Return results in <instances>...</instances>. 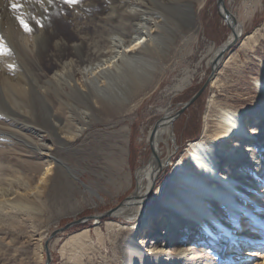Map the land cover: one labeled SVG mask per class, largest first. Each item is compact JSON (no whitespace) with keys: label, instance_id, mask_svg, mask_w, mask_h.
I'll return each mask as SVG.
<instances>
[{"label":"bare ground","instance_id":"6f19581e","mask_svg":"<svg viewBox=\"0 0 264 264\" xmlns=\"http://www.w3.org/2000/svg\"><path fill=\"white\" fill-rule=\"evenodd\" d=\"M91 1L95 3V0ZM91 1L89 3H92ZM113 1L117 4H114L112 10L110 8L108 20L102 18L100 27L102 32L110 31L112 14L120 17V23L113 24V34L109 36L110 54L105 58L88 60L90 53L91 56L99 51L92 47L84 58L80 56V60L63 61L62 68L68 69L67 75L65 78L60 75L55 79L60 82L58 86L64 87L68 84L72 88L71 93H67L70 99L76 96L88 104L87 111L83 112L85 115L90 110L94 111L98 103L105 105L102 95L113 86V80L121 76L127 77L130 82L124 93L114 96V103H118L110 107V112L113 113V107L126 108L131 112L143 98L154 91L164 74V68L160 70L150 62H147L145 69L141 67V62L147 58L145 51L157 56L163 51L160 49L162 39L159 38L162 15L154 10L148 15L139 0H108V3ZM172 1L188 3L189 8L198 0ZM13 2L14 0H0V45L3 43L1 41L4 32L8 36L18 31L26 42L37 46L36 39L47 37L48 31L38 28L34 21H27L30 26L34 25L31 32L25 31L23 27L17 29L13 23L8 25V29L2 28L4 23H7L4 10L8 5L12 7ZM15 2L23 5L19 10L30 11L26 3H20L19 0ZM223 11L227 16L228 11L224 8ZM104 12L106 10L102 11ZM180 17L175 18L177 28H182L183 23L194 24L195 16L191 10L186 16ZM230 24L233 29L231 36L225 45L214 51L210 59L217 71L212 83L218 84V72L234 69L238 73L235 84L242 85L244 95L247 96H231V102L221 103L215 98H210L199 139L188 143L184 153L174 162L169 177L154 189L152 194L155 195L158 216L148 218L147 215L144 216L150 205L148 195L156 185L161 171L168 167L159 148L164 133L168 130L172 132L173 117L167 114L148 135V139L154 144V150L148 163L136 173L134 192L109 214L105 226H96L97 241L93 240L89 227L70 234L66 240L56 241H60L61 254L68 264H96L94 255L99 258L97 264H232V261L237 260H234L235 257L240 258L237 264H247L250 259L260 260L259 264H264V55L261 54L264 52V46L262 45V50L258 46L264 44L261 41H264V36L257 33L248 34L241 40L240 49L244 53V60L238 51L229 53L223 59L225 51L235 45L243 33L242 24L235 18L230 20ZM179 37L182 36L174 33L166 42L169 51L173 43L180 40ZM197 39L196 34H190L187 41L191 43ZM78 52H82L81 48H78ZM249 53L254 54V59L258 61L257 71H247L251 62ZM161 55L165 59H172L166 51ZM8 57L0 56V83L5 85V89H11L24 106L28 102L27 99H31L38 89L33 85L34 82L37 84L38 78L33 76L34 82L31 83L27 80L26 71L23 74L22 69L11 68L15 70L14 77L4 73L9 67H5L3 62H13L12 59L9 62ZM27 69L31 73L34 71L29 65ZM78 71L86 78L83 83L76 80ZM22 76H25V80ZM227 80L225 79L224 87L229 86ZM20 96H25V99ZM58 97H61L62 102H69L68 105L72 103V100L65 99L61 94H58ZM246 100L249 102L244 104ZM62 102L59 106L65 109ZM61 121L62 117L55 110L48 133L55 142L47 141L40 131H36V135L23 134L26 138L24 141L39 151L41 159L34 163L24 158L20 161L16 159L19 161L20 170L14 169L11 164L5 144L0 146V234L6 230L18 233L22 230L25 233L23 228L32 226L35 221H44L43 215H48L51 211L54 183L59 178L53 144L70 143L66 135H70L71 128L65 131L60 129ZM71 124L74 126L71 133L73 138L82 135L84 126L78 125L77 122ZM7 129H1L0 140L10 141L13 140L11 136L23 133ZM129 130L122 128L117 133L116 149L111 158L117 165L127 163L126 142ZM128 177V174L124 175L128 185H131V179L128 181ZM161 227L162 232L158 235ZM104 228L108 232V238L104 235ZM154 233L160 237L156 241L155 235L152 237ZM139 235L148 241L147 248ZM177 237H180V241H177ZM40 240L41 237L38 241ZM245 247L251 248L247 252ZM15 249L16 252L27 251L22 245L11 243L0 236V255L3 253L9 257L10 250ZM227 250L229 261H219V256ZM2 264L17 263L13 259L12 263L4 260Z\"/></svg>","mask_w":264,"mask_h":264},{"label":"rangeland","instance_id":"374dc122","mask_svg":"<svg viewBox=\"0 0 264 264\" xmlns=\"http://www.w3.org/2000/svg\"><path fill=\"white\" fill-rule=\"evenodd\" d=\"M90 1L81 0L79 4L69 6L65 5L63 0H54L53 4L45 3L41 7L37 0H19L20 3H26L30 11L17 10L15 12L13 7L9 5L4 10L7 15V18L4 17L7 21L2 27L4 30L8 29V25L12 23L17 26V29L22 28L19 19L22 15L26 22L34 21L38 28L47 29L48 35L36 39L37 46H35V44L32 45L28 41L27 43L18 31L8 36L4 32L1 45L10 49L11 54L3 56H9L7 60L10 62V59H12L13 61L12 63L3 62L5 67H9L4 73L14 77L15 70L22 69L23 74L26 73L27 80L31 83L34 82L33 76L36 79L38 78L37 84L33 83L38 89H36L35 94H32L31 99H27V104L23 106L21 100L16 98L15 93L9 88L8 90L5 89V85L3 86V83H0V111H2L0 131L3 128H9V130L23 132L11 136L13 140H0V146L5 144V147L8 148L6 151L10 156L11 164L14 169L20 170L19 161L22 158L33 163L41 159L39 151L24 141L26 138L23 134L36 135L35 132L40 131L47 141L55 142L48 134L52 125V114L55 110L62 117V121L59 122L60 129L63 128L62 130L65 131L71 128V130L70 135L60 133L69 137L70 143L68 145L53 144L58 168L55 167L59 170V178L54 183L51 211L48 215H43L44 221H35L32 226L28 225L23 228L25 233L22 230L20 233L7 232V230L1 232L0 236L2 238L16 245H22L23 248H27V251L20 250L16 252V249L10 250L9 257L2 253L0 264L4 260L12 263L13 259L17 264H46L47 247L51 252L49 264H68L61 254L60 241L66 240L70 234L87 227L92 231L93 240L97 241L96 226L98 224L105 226V221L110 216L99 217V215L109 210L113 213L112 211H115L134 192L137 181L136 173L140 167L148 163L154 150V144L148 139V135L169 114L173 117L172 132L166 131L159 145L162 158L167 162L168 167L161 171L156 180V185L148 195L150 205L144 213V216L147 215L148 218H156L158 216L156 201L155 195L152 193L156 187L169 177L174 162L184 153L188 143L199 139L204 127V116L210 98H215L221 103L231 102V96L237 98L247 96V94L244 95L243 86L235 84L238 73L234 69L227 72H218L219 82L213 85L212 78L217 71L213 70L210 59L214 51L228 41L233 30L230 20L235 18L242 24L243 33L236 44L225 51L223 59L229 53H237L238 51L241 53L242 60H244V53L240 49L241 40L248 34L257 33L264 36V0H225L228 11V15L225 14L226 19L219 9L218 0L194 1L189 8L187 7L188 3H174L175 1L172 0L161 2L160 0L158 2L139 0V4L145 6L148 15L153 12L152 10L162 15L159 34V38L162 39L160 49L169 53L172 59L168 60L169 57L165 59L161 55L163 51L158 56L145 51L147 58L143 59L141 67L145 69L147 62H150L160 70L164 68V74L154 91L143 98L142 102L131 112L126 108L119 109L117 107H113V113L110 112V107L118 103H114V96H117V93H119V96L121 92L124 93L130 82V79L121 76L113 80V86L109 87L102 95L105 105L98 103L94 111L90 110L85 115L83 112L87 111L88 104L84 100L80 101L76 96L70 99L67 93H71L72 88L68 84L60 87L58 86L60 82H56L58 76L61 75L65 78V75H67L68 69L62 68L64 67L63 61L66 59L80 60V56L84 58L92 47L93 49L97 48L96 50L99 51L91 56L90 53L88 60H92V58L97 60L108 56L111 51L109 36L113 34V24L120 23V17L112 14L111 18L113 20L111 19L110 31L102 32L100 27L103 19L108 20L107 15L110 8L112 10L114 4L117 3L115 1L108 3V0H95V3L92 1V3H89ZM43 9L47 11H43ZM103 10H106V12L102 13ZM190 10L195 16L194 24L185 25L183 23L182 28H177L175 18L177 16L181 18V15L186 16ZM53 13L56 15L51 16ZM36 20H40L44 27L38 25ZM31 27L33 28L34 25ZM174 33L182 37H179L178 42L173 43L169 51L166 42ZM190 34H196L197 41L192 40L189 43L187 38ZM261 41L264 42L262 39ZM262 45L264 46L263 43L258 45L261 50L263 49ZM78 48H81V53L78 52ZM211 48L213 49L211 50ZM249 54L251 62L248 64L247 71H257L256 63L258 61L254 59V54ZM261 54L264 55V52L262 51ZM145 60H147L146 63ZM28 65L34 68L33 73L27 69ZM24 71L26 72L24 73ZM22 77L25 80V76ZM48 78L50 81H47ZM225 79H228V87H224ZM76 80L83 83L86 78L78 71ZM206 83L207 85L200 96L185 110L178 113L184 103L198 92L195 90L200 86L202 88ZM58 94L63 95L69 101L72 100V103L68 105L69 102H62ZM20 98L25 99V96H20ZM61 102L65 105V109L60 108L59 103ZM248 102L246 100L244 104ZM16 111L17 114H15ZM72 122L84 126V131L79 137L73 138L71 135L73 133L72 128H74ZM198 127L200 131L197 134ZM122 128L130 129L128 141L126 142L127 163L117 165L111 161V158L116 149L117 133ZM43 130H47V132ZM126 174L129 176L128 181L129 178L131 179V185H128L129 182L124 178ZM86 212L91 214L82 216ZM88 216L91 217L64 232L53 235V232L59 227H63L72 220ZM97 220L99 223H97ZM165 227L166 225H164ZM159 229L158 235L162 232V227ZM107 234L108 232L104 228L106 238H108ZM154 235V241L160 238L155 233L152 237ZM40 237L41 240L38 241ZM139 238L141 241L143 240L144 247L147 248L148 241L144 240L143 237L141 238L140 235ZM177 238L178 241L180 237ZM57 240L60 241L56 242ZM107 244L110 246L109 242ZM245 248L248 252L251 247ZM228 251L219 256V261H229ZM25 255H28V257ZM239 259L235 257L234 260L236 261H232V264H237ZM94 261L96 264L98 263L99 258L97 255H94ZM259 262L260 260L250 259L247 264H259Z\"/></svg>","mask_w":264,"mask_h":264},{"label":"water","instance_id":"95a60500","mask_svg":"<svg viewBox=\"0 0 264 264\" xmlns=\"http://www.w3.org/2000/svg\"><path fill=\"white\" fill-rule=\"evenodd\" d=\"M218 6H219V9H220L221 13L224 15V18L226 19L225 12L222 11L223 7H224L225 10H227V7L225 6V0H218ZM212 66H213V70H215V66L214 65H212ZM206 85H207V83L205 85H203V87L200 88L198 90V92L194 96H192L186 103H184V106L182 107V109L178 113H180L181 111L185 110L191 103H193L200 96V94L202 93V91H203V89L205 88ZM109 214H111V210L101 213L99 215V217H101V216H107ZM90 217L91 216L72 220L71 222L67 223L63 227H59L58 229H56V231L54 232V234L55 233H58V232H64V231L68 230L69 228H71L72 226H74L76 224H79L82 221H84V220H86V219H88ZM46 251H47V261H46V264H49L50 261H51V252L49 251V249H47Z\"/></svg>","mask_w":264,"mask_h":264},{"label":"snow or ice","instance_id":"6c2138e0","mask_svg":"<svg viewBox=\"0 0 264 264\" xmlns=\"http://www.w3.org/2000/svg\"><path fill=\"white\" fill-rule=\"evenodd\" d=\"M81 2V0H63V3L65 5H69V6H73V5H76V4H79ZM37 3L43 7L45 3L51 5L54 3V0H37ZM12 7L14 10H19L20 8L23 7V5L21 4H18L15 2L12 3ZM45 11H47L45 9ZM20 19V23L22 24V26L24 27V30L27 31V32H31L32 31V27L21 17L19 18ZM36 23L38 25H41V21L40 20H36ZM141 41H136V43H140ZM11 54V50L10 49H7L5 48L3 45H0V56H3V55H10ZM11 67V66H10Z\"/></svg>","mask_w":264,"mask_h":264},{"label":"trees","instance_id":"16d2710c","mask_svg":"<svg viewBox=\"0 0 264 264\" xmlns=\"http://www.w3.org/2000/svg\"><path fill=\"white\" fill-rule=\"evenodd\" d=\"M201 88V86L200 87H198L195 91H198V89H200ZM199 131H200V129H199V127H198V131H197V134L199 133ZM184 146H185V144H184ZM104 211H105V209H104ZM89 214H91L90 212L89 213H84L82 216H87V215H89Z\"/></svg>","mask_w":264,"mask_h":264}]
</instances>
